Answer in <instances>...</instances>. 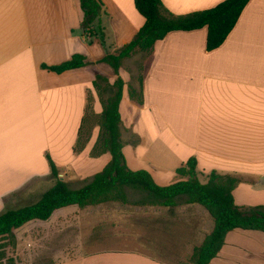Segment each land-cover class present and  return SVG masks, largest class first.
<instances>
[{
  "label": "crops",
  "instance_id": "1",
  "mask_svg": "<svg viewBox=\"0 0 264 264\" xmlns=\"http://www.w3.org/2000/svg\"><path fill=\"white\" fill-rule=\"evenodd\" d=\"M161 1L181 16L224 0ZM101 2L104 44L99 38L77 37L83 17L79 0H0V188H7L0 193V214L13 194L29 196V187L51 175L47 154L58 169L71 167L83 178L110 161L109 154L88 157V149L73 157V145L88 96L96 112L100 105L95 76L110 84L117 78L97 63L131 42L145 19L134 0ZM206 39L203 28L172 32L155 44L144 61L143 106L129 99V86L138 88L137 77L129 84L121 67V120L126 103L133 124L132 142L123 149L127 165L149 171L158 185L167 186L178 180L176 170L195 158L206 182L213 171L240 180L233 192L238 206L264 207V0H250L221 47L207 52ZM76 54L89 65L62 74L41 67L60 65ZM122 130L132 134L130 124ZM180 201L174 207L137 208L135 214L149 220L135 226L137 251H102L97 244L58 264H193V250L214 224L204 208ZM68 213L57 210L41 224L61 222ZM210 264H264V233L231 231Z\"/></svg>",
  "mask_w": 264,
  "mask_h": 264
},
{
  "label": "trees",
  "instance_id": "2",
  "mask_svg": "<svg viewBox=\"0 0 264 264\" xmlns=\"http://www.w3.org/2000/svg\"><path fill=\"white\" fill-rule=\"evenodd\" d=\"M83 12V32L90 38H99L105 43L102 28L101 0H79ZM139 14L145 19L143 27L136 37L121 47L116 53L106 55L100 62L109 64L116 75L110 84L108 79L96 75L94 88L102 100L100 113V132L90 152L93 157L109 154L110 161L102 171L94 174L81 188H71L60 179L59 169L47 154L50 173L56 179L55 184L40 199L28 206L8 210L0 214V260L4 257V241H14V231L31 221H47L59 209L77 206L83 210L108 203L128 204V190L144 194L139 204L143 206L174 207L183 199L186 205H199L213 220V229L199 247L193 250V264H210L217 257L227 235L236 229L260 231L264 233V207H241L235 202L233 192L239 179L231 175H219L215 171L208 175V181L202 183L197 172V160L190 158L185 166L176 170L178 180L167 186L158 185L147 170H131L124 155L121 139L120 104L125 83L119 75L123 61L137 52L148 57L155 44L164 40L172 32H192L207 28L206 51L212 52L225 42L235 28L241 14L250 0H224L213 8L175 16L165 9L161 0H134ZM86 57L81 54L56 66L42 65L45 70L56 74L77 70L88 66ZM138 88L129 86V97L140 106L144 104L143 80L144 64L139 67ZM90 96L87 98L85 115L78 132L73 153L81 154L90 140L82 139L90 110ZM88 133V132H87Z\"/></svg>",
  "mask_w": 264,
  "mask_h": 264
},
{
  "label": "rangeland",
  "instance_id": "3",
  "mask_svg": "<svg viewBox=\"0 0 264 264\" xmlns=\"http://www.w3.org/2000/svg\"><path fill=\"white\" fill-rule=\"evenodd\" d=\"M80 12L81 10L79 9V13ZM81 20V22L79 21L77 37H89L83 32V17ZM145 57L146 55L144 53L137 52L134 56L123 61V72L129 77V84L131 83L134 85L136 83V77L140 74L139 67L144 64ZM97 64L105 63L99 62ZM105 65L113 70L109 64ZM106 98L107 95L102 96V99L100 97V105L97 109V113L94 108L95 100L90 96L91 108L87 114V123L85 133L83 134L84 137L82 139L84 142L88 134L91 132L90 140L86 143L83 151L85 152V150L88 149V157L90 158H97L93 157L90 152L100 132L99 112L101 110V102L102 100L105 101ZM127 110L129 109L126 108L125 103L122 107L121 123V139L124 147L130 146L129 143L132 142L133 136V124L131 122L132 114H129ZM129 124L132 127V134L126 133L127 131L122 130L123 128L125 129V125ZM75 144L73 147H75ZM79 155L73 153V157ZM81 164L83 163L81 162ZM47 166H49V163ZM48 170L50 172V166ZM82 170H85V167L82 168ZM79 172L73 170L71 167L59 169L60 179L66 181L71 188H81L90 182L89 179L91 178V175L83 178ZM199 179L202 183H206L205 176L200 175ZM55 182L56 179L50 174L43 179L37 180L34 186L29 187V189L32 190L30 191L29 196L25 195V192L13 194L5 211L33 204L38 201L40 197L55 184ZM2 189L0 188V193H2ZM128 195L129 203L126 205L120 203H108L103 205L104 207L102 208L91 209L88 207L83 210L79 209L77 206H71L66 207L67 209H59V211L63 212H65V210L69 211V213L63 217L61 222L42 225L41 223L43 221H35L36 224L31 225L25 230H20L16 234L14 233V241H4L6 246L3 249L4 257L0 260V264H58L61 261L62 263H66L70 258H79L82 253H87V251H89L88 249H91V247L94 245L96 246L97 244L99 245L97 249H101L102 251L105 249L113 251L121 250L125 252L135 251L137 248H140L139 243L132 240V237H137L138 233V229L135 226H142L145 221L148 223L149 220L143 219V221L140 219L141 216L139 213L135 214V212H138L137 208L143 206L139 204V202L143 200L145 195L130 189L128 190ZM178 204H182V202L178 201ZM103 231L106 233L105 235H102ZM101 250L96 253H100Z\"/></svg>",
  "mask_w": 264,
  "mask_h": 264
}]
</instances>
